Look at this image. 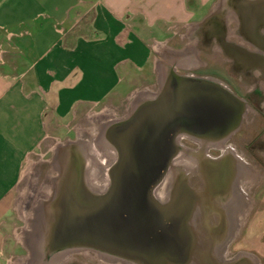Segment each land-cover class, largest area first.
Masks as SVG:
<instances>
[{"label":"rangeland","instance_id":"1","mask_svg":"<svg viewBox=\"0 0 264 264\" xmlns=\"http://www.w3.org/2000/svg\"><path fill=\"white\" fill-rule=\"evenodd\" d=\"M251 1L253 0H209L201 4L199 0H188L187 5L196 12L189 22L165 23L154 29H143L145 26L141 24L137 32L144 36L147 58L141 63L133 62L124 71L123 66L115 71V79L119 74L122 83L113 93L96 102L83 101L76 104L65 117L56 114V105H52L51 116L43 121V129L37 136L34 147H29L22 155L20 180L9 196V220L14 227L17 250L6 264H27L31 258L29 247L25 245L21 235L30 225L28 219H34L35 222L36 210L39 206L43 207L44 201L53 195V186L60 178V167L63 164L59 147L74 143L70 149L77 152L79 149L82 153L77 159L81 160L84 171L87 166L92 168L89 175H85L88 189L92 192L91 189L96 188L99 195L106 190L111 169L117 159V148L110 137L111 128L134 112L140 93L144 92L142 98H145L148 91L157 92L163 64L178 67L179 74L182 75L210 77L227 86L239 97L253 95L250 91L255 87L256 80L264 86V76L259 77L260 80L255 76L260 72L259 69L256 68L254 72L244 69L243 63L247 61L243 58L251 56L246 51L251 47L246 43L249 41L235 30L240 13L238 10L242 6L251 10L254 5L264 4V0H259L254 5ZM87 19L88 17L77 27L76 32L85 33ZM221 31L226 33L221 35ZM90 36L93 39L104 37L102 33H91ZM126 39L125 33L119 37V42L123 43ZM187 46L193 48L188 49ZM165 49L175 53L166 51L161 56ZM99 86L104 89V85ZM82 92L76 96L86 94ZM42 116L46 117V113ZM245 121L246 130L235 135L230 142L249 145L234 147L239 156L250 165L247 169L248 177L244 181L245 197L249 201L227 254L231 257L247 255L252 264H264V147L252 146L255 134L254 108L249 109ZM260 127L258 124L256 128ZM104 141L112 144V147ZM183 142L193 143L190 138H185ZM188 148L191 151L199 150V147ZM211 153L216 155L220 151L213 150ZM188 154H180L177 164L190 167L195 159ZM155 189L157 191L159 188ZM104 256L112 258L114 254L100 248L82 246L53 264H122L120 259L107 261Z\"/></svg>","mask_w":264,"mask_h":264},{"label":"crops","instance_id":"2","mask_svg":"<svg viewBox=\"0 0 264 264\" xmlns=\"http://www.w3.org/2000/svg\"><path fill=\"white\" fill-rule=\"evenodd\" d=\"M187 2L0 0V264L17 250L8 200L20 180L21 158L35 145L52 105L65 117L76 104L113 93L122 83L115 71L147 58L140 25L187 23L196 13ZM87 17L85 33L76 32ZM80 91L86 94L76 96Z\"/></svg>","mask_w":264,"mask_h":264},{"label":"water","instance_id":"3","mask_svg":"<svg viewBox=\"0 0 264 264\" xmlns=\"http://www.w3.org/2000/svg\"><path fill=\"white\" fill-rule=\"evenodd\" d=\"M242 111L243 103L225 88L205 79L175 77L159 98L111 128L117 159L100 196L84 191L83 166L71 159L64 186L58 187L61 174L42 205L51 217L37 236L39 246L46 253L92 246L136 264H190L197 236L189 227V212L179 214V205L173 214L158 210L152 192L166 173L177 130L225 131ZM72 144L59 147L64 157ZM232 260L252 264L247 255Z\"/></svg>","mask_w":264,"mask_h":264},{"label":"flooded vegetation","instance_id":"4","mask_svg":"<svg viewBox=\"0 0 264 264\" xmlns=\"http://www.w3.org/2000/svg\"><path fill=\"white\" fill-rule=\"evenodd\" d=\"M257 1L259 0H253L251 3L254 5ZM251 8L252 9L249 10L248 7L242 6V9L238 10L240 13L236 20L235 30L240 32V34L249 41L246 43L251 47L247 48L243 46L247 48L246 51L251 55L250 57L243 58L247 61L243 63L244 69L251 72H254L256 68L259 69L260 72L255 75L259 79V77L264 76V4L254 5ZM243 12H247V14H243ZM240 14H242L241 17ZM225 33L226 31H224V33L221 31V35ZM187 48L193 47L187 46ZM165 52L166 51H164L161 56H164ZM179 72L180 70L178 67L170 69L169 75L165 77L162 76V72L161 83L159 84L158 82L157 92L148 91L145 98H140L139 101H137L138 106L134 111L141 105H146L152 100L159 98L166 87L174 82L175 77L186 76L179 74ZM187 77L205 79V81L225 88L243 103V111L239 121L225 131L211 130L199 132L190 128H181L175 132L172 141L173 153L169 160L165 175L155 186V188L158 187L160 190L157 189L156 191L154 188L152 192L153 202L158 210L165 211L168 214H173L172 211L177 210L174 208L177 207V205L180 206L178 209L179 214H184L186 211L189 212L188 224L197 236L196 250L193 253L190 264H237L232 260L235 255L231 257L227 254L231 242L228 232L231 231L230 228L233 226L232 216L241 208L246 195L244 181L241 182L239 173L244 170L247 172L250 165L245 159L239 156L234 147H249V145L234 144L233 142L231 143L230 140H232L235 135L242 134V132L246 130V127H244V124H246L245 119L249 113V109L254 108L255 134L253 135L252 146L264 147V86L256 80L254 82L255 87L250 91L253 95L239 97L227 86L218 83L210 77H199L194 75ZM131 115L132 114H130L128 118ZM258 124L261 126L260 128H256ZM185 138H190L193 143L183 142ZM73 145L75 144L69 147ZM188 147H199V150L191 151ZM213 150H218L220 153L214 155V153H211ZM187 153L192 157H197L192 163L194 165L191 168L182 167L181 164H177L180 158L179 155L181 154L183 156ZM78 160L79 159H76V161ZM78 162L80 164V161ZM244 165L246 167H244ZM171 168L173 170H170ZM81 178L82 182L85 183L83 185L84 188L86 189L87 187L88 189L89 187L87 186L88 183L85 175ZM85 189L84 191L86 192ZM91 190L93 196H100V192H98L96 188ZM86 193L88 194V192ZM28 222L30 224L28 229L21 235V239L26 246L30 241L31 224L34 222V219L32 221L28 219ZM216 230H218L220 234H216ZM211 235H214V238ZM210 238L212 240L211 245ZM201 240H204V243L208 244L209 248L206 252L200 248ZM79 248L80 247L64 248L49 252L48 254L54 252L60 253L67 250L73 251ZM222 251H224L223 255H221ZM112 254H114L112 258L136 264L128 258L119 256L115 253Z\"/></svg>","mask_w":264,"mask_h":264},{"label":"bare ground","instance_id":"5","mask_svg":"<svg viewBox=\"0 0 264 264\" xmlns=\"http://www.w3.org/2000/svg\"><path fill=\"white\" fill-rule=\"evenodd\" d=\"M173 53H175V52H173ZM162 63V62H161ZM164 66H163V77H165V76H168L169 75V73H170V69H173V67H168L167 65H165V64H163ZM144 94V92H142V93H140L139 95H138V100L140 99V98H142V95ZM105 143L107 144V145H109L110 147H112V144H110V143H107L106 141H105ZM83 148V147H82ZM63 154V153H62ZM62 154H61V156H62ZM81 154V156H82V153L79 151V149H78V152L75 150H70L68 153L66 152L65 153V157L64 156H62V157H60V160H61V162H63V164H61V167H60V170H61V174H62V182H60V185L58 184V187L61 189L63 186H64V184H65V180H67L68 179V173H69V170L67 169V173L65 172V168H66V166H69L71 163H72V160L71 159H74L75 158V160L78 158V156ZM193 158H195V157H193ZM197 159V157L195 158V160ZM78 162V161H77ZM79 163V162H78ZM196 163H197V161H196ZM193 165L194 164H192L190 167H193ZM244 167H246L245 165H244ZM90 166H87V168L85 169V175L87 176V175H89V173L91 172V170H92V168L90 169ZM208 170V169H207ZM248 172H245V170L243 171V172H240L239 174V178L241 179V182L242 181H245V179L248 177V174H247ZM172 174H173V172H172ZM66 178V179H65ZM240 182V183H241ZM57 186V183H56V185H55V187ZM108 186H109V184H108ZM108 186H107V188H108ZM106 188V189H107ZM85 189V188H84ZM86 192H88V194H90V195H93L92 194V192L89 190V189H87V187H86ZM105 191V190H104ZM248 199H246V197L244 198V202H243V204L241 205V208L239 209V210H237L235 213H234V215L232 216V219H233V226H232V228H230V232H228V235L230 236L229 238H233V236H234V233H235V231H236V229H237V226L240 224V221L242 220V217H243V215H244V212H245V209L247 208V206H248ZM48 209H47V207H41V206H39V208L36 210V221L35 222H33L32 223V226H31V232H30V241H29V243H27V247H29V250H30V253H31V255H30V259H28V263L27 264H53L54 263V261H56V260H60L62 257H64V255H67V253H70L71 251H62V252H60V253H58V252H54V253H51V254H48V253H46L45 251L46 250H44V248L42 249V247L41 246H39V244H40V240L41 239H39V237L37 238V236L40 234V233H42V231H43V228H41V227H43L44 226V222H46V221H48L49 219H50V217H51V215H49V213H48ZM196 217H197V215H196ZM196 217H195V219H196ZM220 218V217H219ZM218 218V219H219ZM221 219H222V217H221ZM220 219V220H221ZM216 234H220L219 232H218V230H216ZM211 236H213V238H214V235H211ZM202 242L200 243L201 245H200V248L203 250V251H207L208 250V244H206V243H204V240H201ZM206 242V241H205ZM212 244V240H211V238H210V245ZM78 250V249H77ZM223 252L224 251H222L221 252V255H223ZM201 253V252H200ZM104 259L105 260H107V261H109V260H111V261H116V259L115 258H111V257H109V256H104ZM121 263L122 264H131V263H128V262H125V261H121ZM133 264V263H132Z\"/></svg>","mask_w":264,"mask_h":264}]
</instances>
